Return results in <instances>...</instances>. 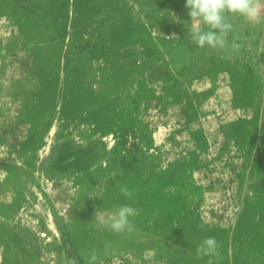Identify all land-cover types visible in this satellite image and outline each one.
Masks as SVG:
<instances>
[{"label":"rangeland","instance_id":"rangeland-1","mask_svg":"<svg viewBox=\"0 0 264 264\" xmlns=\"http://www.w3.org/2000/svg\"><path fill=\"white\" fill-rule=\"evenodd\" d=\"M185 3L0 0V264H264V10L219 50Z\"/></svg>","mask_w":264,"mask_h":264},{"label":"clouds","instance_id":"clouds-1","mask_svg":"<svg viewBox=\"0 0 264 264\" xmlns=\"http://www.w3.org/2000/svg\"><path fill=\"white\" fill-rule=\"evenodd\" d=\"M185 7L191 18L189 36L200 48L206 45L212 49L227 50L229 33H235L230 16H242L248 21H257L261 11L264 10V0H186ZM204 26V27H202ZM238 35L233 36L231 48L239 50L242 45L236 43ZM224 57H221L223 59ZM121 193L131 199L134 195L126 186H121ZM139 214L138 210L130 205H122L106 218H100V223L108 230L115 233L135 231V225L130 218ZM220 244L215 237H206L196 247L198 258H219ZM98 255L95 251L88 257V264H96ZM66 264H79L75 257H66ZM102 264V262H101ZM209 264L212 261L209 260Z\"/></svg>","mask_w":264,"mask_h":264}]
</instances>
